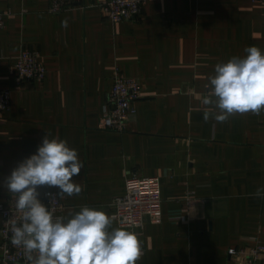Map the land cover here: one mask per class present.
I'll list each match as a JSON object with an SVG mask.
<instances>
[{
    "label": "crops",
    "instance_id": "obj_1",
    "mask_svg": "<svg viewBox=\"0 0 264 264\" xmlns=\"http://www.w3.org/2000/svg\"><path fill=\"white\" fill-rule=\"evenodd\" d=\"M70 2L51 13V0H0L11 12L0 30V89L11 92L0 115V202L12 197L5 178L50 133L83 163L73 177L83 190L62 199L63 216L88 206L121 227L113 203L126 179L155 176L162 220L132 230L143 245L138 264H246L228 251L264 244V199L253 195L264 188V112L205 121L202 99L217 63L243 57L246 47L264 50V3L151 0L140 18L115 23L91 0ZM25 47L41 52L43 82H17ZM116 68L141 86L124 132L102 125ZM49 189L59 192L38 188L41 202Z\"/></svg>",
    "mask_w": 264,
    "mask_h": 264
},
{
    "label": "clouds",
    "instance_id": "obj_2",
    "mask_svg": "<svg viewBox=\"0 0 264 264\" xmlns=\"http://www.w3.org/2000/svg\"><path fill=\"white\" fill-rule=\"evenodd\" d=\"M243 57L217 63L209 77V93L202 103L204 120L219 123L235 115L264 112V50L246 47ZM46 133L35 154L22 160L4 180L15 198L20 221L11 220V242L22 247L27 264H138L143 256L140 235L113 227L103 210L82 206L69 217L54 216L41 202L38 188H58L55 198L79 195L82 185L73 180L83 168L76 149L66 139ZM264 199V188L253 194Z\"/></svg>",
    "mask_w": 264,
    "mask_h": 264
},
{
    "label": "built area",
    "instance_id": "obj_3",
    "mask_svg": "<svg viewBox=\"0 0 264 264\" xmlns=\"http://www.w3.org/2000/svg\"><path fill=\"white\" fill-rule=\"evenodd\" d=\"M151 0H91L90 6H98L111 22L136 20L141 17L144 6ZM264 3V0H253ZM70 0H51L49 12L59 13L72 6ZM11 12L0 10V30L6 26V18ZM14 75L18 83L23 81L43 82L47 76V67L42 61L41 52L33 48H22L14 66ZM141 99V86L136 78L125 76L119 68L114 74L113 88L103 108L102 125L105 129L124 132L131 119L137 113V102ZM11 92L0 89V115L10 109ZM56 190H47L44 203L53 211L54 216H63L66 204L61 198L50 202L48 194H58ZM162 198L160 180L155 176H139L132 173L126 179V192L115 198L113 218L119 226L134 230L142 228L146 220L159 222L162 220ZM190 200L188 201V205ZM21 213L15 207V198L10 197L0 202V232L3 264H27L22 247L11 242V220L20 221ZM231 256H245L246 264H256L264 259V244L253 247L231 248Z\"/></svg>",
    "mask_w": 264,
    "mask_h": 264
}]
</instances>
